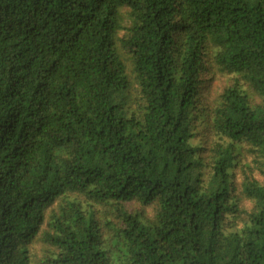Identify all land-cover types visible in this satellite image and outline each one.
<instances>
[{"label":"trees","instance_id":"trees-1","mask_svg":"<svg viewBox=\"0 0 264 264\" xmlns=\"http://www.w3.org/2000/svg\"><path fill=\"white\" fill-rule=\"evenodd\" d=\"M0 264H264V0H0Z\"/></svg>","mask_w":264,"mask_h":264}]
</instances>
